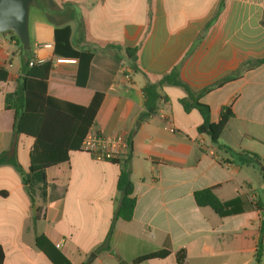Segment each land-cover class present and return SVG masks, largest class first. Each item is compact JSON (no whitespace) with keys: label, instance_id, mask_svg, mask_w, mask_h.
I'll return each mask as SVG.
<instances>
[{"label":"crops","instance_id":"crops-1","mask_svg":"<svg viewBox=\"0 0 264 264\" xmlns=\"http://www.w3.org/2000/svg\"><path fill=\"white\" fill-rule=\"evenodd\" d=\"M51 1V15L66 21L55 27L39 2L33 3L29 51L0 35V67L7 72L0 82V154L13 153L29 182L12 166H0L3 264H50L35 247L37 236L59 243L71 264H180L181 254V264H253L264 183L257 166L239 165L224 148L264 161V64L241 70L247 61L264 59V0H226L209 27L220 0ZM64 26L71 47L91 53L87 77L77 84L78 61L53 54L54 30ZM126 49H136L140 72L130 69ZM27 59L51 64L49 97L85 104L101 94L91 127L126 143L135 208L129 222L115 221L110 236L120 198L119 164L97 161L79 148L68 152L67 161L47 167L42 180L31 177L35 141L14 133V113L4 109V96L15 90ZM174 67L193 92L241 71L200 100L209 106L212 123L231 105L233 117L217 144L197 133L201 117L194 109L184 112L180 101L186 92L180 87L159 88L157 114L140 120L143 87ZM207 188L230 202L234 213L220 218L198 207L193 194ZM164 252L163 258L134 262Z\"/></svg>","mask_w":264,"mask_h":264},{"label":"trees","instance_id":"trees-1","mask_svg":"<svg viewBox=\"0 0 264 264\" xmlns=\"http://www.w3.org/2000/svg\"><path fill=\"white\" fill-rule=\"evenodd\" d=\"M226 0H220L216 12L207 24L209 27L219 16ZM40 8L47 14L52 13L51 7L46 1H38ZM8 34L12 40L22 49V46L13 33ZM70 29L68 26L55 28L54 30V56L62 59H73L78 61V72L76 84L87 77V68L91 60V53H82L74 50L69 42ZM119 49V47H112ZM28 54V53H26ZM118 58L117 53H113ZM125 58L128 60L129 67L134 72H140L137 68L136 49H126ZM27 59L21 67V77L16 82V88L12 93L4 96V109L13 111L14 123L13 131L15 134H22L34 139V147L30 153L29 172L32 178L40 177L42 180L43 172L47 167L57 165L68 160V152L79 150L81 141L88 129L92 126L93 119L100 107L103 96L93 94L85 104H75L64 99H54L46 95L47 80L51 71L49 62L29 65ZM264 64V59L247 61L242 65V71L251 70L254 67ZM241 72V71H240ZM240 72L227 76L211 87L199 92L191 91L184 83L179 80L177 69L163 76L157 83H146L142 89L144 100V112L140 120H148L158 112L161 97L157 90L162 86H173L183 88L186 97L180 101L184 112L188 113L192 109L196 110L201 117V124L197 127V133L207 135L213 144H217L227 123L233 117L231 105L221 109L217 123L210 120V108L203 104L201 98L215 88L236 80ZM7 72L0 67V82H5ZM81 102V101H80ZM234 162L241 166H257L264 183V161L258 156L249 152H233L224 148ZM119 164L120 172L116 182L117 192L120 194L118 205L111 222L108 236L114 229L116 220L129 222L133 216L135 208V198L133 197V183L131 181L130 154L125 157L111 161ZM10 165L21 173L23 183H29L25 174L21 171L14 154L3 152L0 154V166ZM193 199L198 207H206L213 211L220 218L234 213L231 210L230 202L220 201L212 188H207L194 192ZM259 238L255 248L253 264H260L264 252V220L259 229ZM35 247L43 253L50 264H71L70 261L60 253L44 236L35 238ZM107 248V246H105ZM167 252L136 259L134 262H142L149 258H163ZM4 261V251L0 246V264ZM181 264L183 255L178 256ZM86 264V263H83Z\"/></svg>","mask_w":264,"mask_h":264},{"label":"water","instance_id":"water-1","mask_svg":"<svg viewBox=\"0 0 264 264\" xmlns=\"http://www.w3.org/2000/svg\"><path fill=\"white\" fill-rule=\"evenodd\" d=\"M37 1H46L50 7H54L51 0H0V35L13 33L26 51L30 50L28 13L30 6ZM45 17L55 27H59L66 21L65 18H56L51 13L46 14ZM109 254L117 258L114 250H111Z\"/></svg>","mask_w":264,"mask_h":264},{"label":"built area","instance_id":"built-area-1","mask_svg":"<svg viewBox=\"0 0 264 264\" xmlns=\"http://www.w3.org/2000/svg\"><path fill=\"white\" fill-rule=\"evenodd\" d=\"M57 61H64L58 59ZM30 66L34 64H39V62L31 61L28 63ZM170 132H173L172 128H169ZM80 150L88 153L91 157L97 161H114L125 157L127 146L123 138L116 137L114 139H107L102 134L98 133L95 129L90 127L83 137ZM60 244H55V248L58 250Z\"/></svg>","mask_w":264,"mask_h":264},{"label":"rangeland","instance_id":"rangeland-1","mask_svg":"<svg viewBox=\"0 0 264 264\" xmlns=\"http://www.w3.org/2000/svg\"><path fill=\"white\" fill-rule=\"evenodd\" d=\"M32 13H34L33 10H31V12L28 13L29 14L28 28H29V26L32 25V19H33V14Z\"/></svg>","mask_w":264,"mask_h":264}]
</instances>
